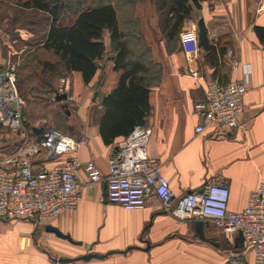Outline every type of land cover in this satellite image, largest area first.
Instances as JSON below:
<instances>
[{
  "label": "crops",
  "instance_id": "crops-1",
  "mask_svg": "<svg viewBox=\"0 0 264 264\" xmlns=\"http://www.w3.org/2000/svg\"><path fill=\"white\" fill-rule=\"evenodd\" d=\"M136 6L134 14L148 45L145 32L148 24L159 37L154 7L149 0ZM143 6L148 7L147 15H141L139 11ZM192 15L193 19L187 21L181 32L183 36L195 35L198 39L197 22L202 20L208 39L213 43L218 40L220 44L228 42V47L216 68L206 62L203 52L183 53L180 35L175 53H165L162 40L157 48L160 59L153 49L155 63L161 64L163 70L159 71L158 79L149 91L147 124L151 134L147 151L168 181L175 200L191 192H200L208 181H219L229 191L228 209L239 212L244 209L257 183L264 181V47L253 32V26H264V0H206ZM103 43L105 54L98 62L100 69L88 84L83 83L79 73L66 75L72 83L62 107L66 106L67 99H72L71 90L79 106L74 116L65 113L70 126L63 128L65 133L59 132L85 139L76 152L78 162L92 160L107 176L109 161L123 137L105 145L99 134L102 98L116 87L119 77L113 71L108 32L103 35ZM3 63L1 61L0 66ZM233 63H237V67H233ZM191 71L198 73L199 78L191 77ZM214 79L221 83L243 79L247 85L239 126L226 135H213L211 129L196 134L194 127L201 118L193 111V103L202 97L207 82ZM34 127L25 125L27 130ZM21 142V135L0 133V164ZM70 157V153H65L44 160L42 152L34 158L33 164L52 168ZM77 176L81 187L78 205L47 225L69 235L80 245L46 233V225L40 228L30 220L0 221V264L250 263L251 257L244 255L239 234L223 233L207 219L177 220L163 209L156 197L148 199L140 209L123 210L102 201L106 193L104 182L88 183L81 169ZM38 230H42L41 235L47 234L50 249L47 252H58L54 258L117 253L86 262L56 263L37 248L35 234ZM59 247L74 248L76 254L65 253Z\"/></svg>",
  "mask_w": 264,
  "mask_h": 264
},
{
  "label": "built area",
  "instance_id": "built-area-1",
  "mask_svg": "<svg viewBox=\"0 0 264 264\" xmlns=\"http://www.w3.org/2000/svg\"><path fill=\"white\" fill-rule=\"evenodd\" d=\"M180 49L186 55L199 53L197 37L180 33ZM237 65L233 63V67ZM190 76L199 78L193 71ZM70 85L69 77L60 78L59 92L67 95ZM246 92L243 79L226 83L208 81L202 97L193 103V111L201 118L194 132L200 134L211 129L213 135H226L236 129ZM22 104L15 67L10 66L0 73V127L21 135L22 142L0 164V221L25 219L45 226L61 213L74 210L80 199L77 172L81 169L88 183H105L102 201L132 211L156 197L163 209L177 220L207 219L223 233L239 234L244 255L251 257L249 264H264V181L257 183L239 212L228 209L229 191L219 181H208L200 192L175 200L168 181L149 157L147 144L151 129L147 119L118 142L109 161V173L104 176L94 161L78 162L76 152L85 139L64 135L52 125L34 127L36 134L28 131L21 115ZM42 152L44 160L65 153L71 157L52 168L35 166L34 158Z\"/></svg>",
  "mask_w": 264,
  "mask_h": 264
},
{
  "label": "trees",
  "instance_id": "trees-1",
  "mask_svg": "<svg viewBox=\"0 0 264 264\" xmlns=\"http://www.w3.org/2000/svg\"><path fill=\"white\" fill-rule=\"evenodd\" d=\"M143 1L13 0L22 11L44 16L39 20L35 16L28 24L35 26L45 22L40 49L49 56L43 59L34 54L22 67L26 72L20 74L23 78L18 77L19 71L15 69L17 88L20 89L19 84L35 81L31 92L38 90L43 95H54L53 81L71 73H79L83 83L88 84L100 69L98 62L105 54L103 35L108 32L113 71L119 77L116 87L102 98L99 134L105 145L130 134L134 127L144 124L150 113L149 91L161 71L159 64L151 58L150 47L134 14L135 6ZM149 1L154 7L158 34L170 54L177 48L187 21L206 0ZM126 6L130 7L127 23L133 29L122 28L118 8ZM197 30L199 52H203L206 62L216 68L218 60H223L228 42H211L202 20H198ZM253 32L264 47V26H253ZM32 62L35 67H31ZM7 68L0 66V73Z\"/></svg>",
  "mask_w": 264,
  "mask_h": 264
},
{
  "label": "rangeland",
  "instance_id": "rangeland-1",
  "mask_svg": "<svg viewBox=\"0 0 264 264\" xmlns=\"http://www.w3.org/2000/svg\"><path fill=\"white\" fill-rule=\"evenodd\" d=\"M261 2V0H260ZM142 3V2H141ZM140 4V3H138ZM137 4V5H138ZM137 7V6H136ZM135 7V9H136ZM140 7V6H139ZM130 10L129 6H126L125 8L119 9V14L121 17L122 22V28H132L128 23V11ZM140 13L142 14H148V7L143 6L140 8ZM36 16V19H42L44 17L42 14H34V12H25L16 5L13 0H0V62L4 61L2 64V68L14 66L15 69L19 71L18 77H24L25 70L22 69L23 65L30 61L31 57L34 56V54L37 55V57L40 56V58L47 59L49 58L47 53H44L40 49V39L44 34L45 31V22H40L38 25L31 26V24H28V21L33 19ZM193 19V15H192ZM35 20V19H34ZM196 20V19H195ZM194 20V21H195ZM133 29V28H132ZM146 36L150 44H148L150 48V54L151 58L154 62H157L156 59L154 60L153 57V49L154 52H156V57L158 59L161 58L160 51L157 49L160 44V36L156 34V32L151 30L150 24H148L147 28H145ZM178 48V44H177ZM177 48L174 49V53L177 51ZM163 49L165 50V44L163 42ZM169 54V53H167ZM35 62H32L31 67L34 66ZM158 66L161 67V71L163 70V67L161 64ZM30 67V68H31ZM40 70V68H38ZM24 74V75H20ZM61 78V77H60ZM55 79L53 81V86L55 93L54 95H43V92L41 91H34L31 92V85L35 84L34 82H30V84L22 83V85L19 84L20 89H18L19 95L21 97V100L23 102L21 113L23 116V122L25 125H27V128H30L31 126H37L39 124H43L44 126L52 125L55 129L58 131H61L65 133V129H67L70 126L69 118L65 114L66 112L71 114L72 116L75 115V112L77 111V108L79 106L78 102L76 101V97L72 95V90L70 91V95L72 99H67L66 106L62 107L64 105V101H56L55 97L56 95H60L59 92V79ZM24 81V80H23ZM72 83V80H71ZM65 128V129H63ZM30 129H28L29 131ZM12 130L6 129L0 127V133L3 134H11ZM5 137V136H4ZM42 225H40L41 228ZM42 230H38V232L35 234V241L38 245L37 248L43 251H49L47 245V234H42ZM44 235V236H43ZM43 237L42 239H40ZM62 249L65 253H68L70 255L76 254L75 249H65L62 247H59ZM72 248V247H71ZM58 254V252H55ZM54 252H52L50 255L52 257H55Z\"/></svg>",
  "mask_w": 264,
  "mask_h": 264
},
{
  "label": "water",
  "instance_id": "water-1",
  "mask_svg": "<svg viewBox=\"0 0 264 264\" xmlns=\"http://www.w3.org/2000/svg\"><path fill=\"white\" fill-rule=\"evenodd\" d=\"M66 98H67L66 94H60V95H56L55 100L56 101H63ZM32 132L36 134L37 130L35 128H32ZM116 149H115V151H116ZM44 230L46 233H51L59 239L65 240V241H67L71 244H74V245H80L79 243L74 242L69 235L61 233L59 230H57L56 228H54L52 226L46 225L44 227ZM44 252L50 258L51 261L56 262V263H74L77 261L86 262V261H89L90 259H103L112 253H117V252H109V253L104 254V255L87 253L85 255H80V256L73 257V258H67V257L54 258V257L50 256L49 252H47V251H44Z\"/></svg>",
  "mask_w": 264,
  "mask_h": 264
}]
</instances>
